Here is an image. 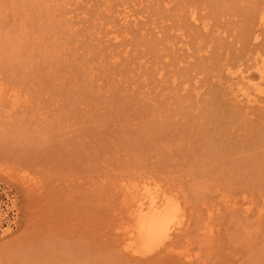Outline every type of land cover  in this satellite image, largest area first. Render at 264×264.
<instances>
[{"label":"rangeland","instance_id":"374dc122","mask_svg":"<svg viewBox=\"0 0 264 264\" xmlns=\"http://www.w3.org/2000/svg\"><path fill=\"white\" fill-rule=\"evenodd\" d=\"M262 13L264 0H0V264H136L120 252L116 191L155 177L187 202L195 260L264 264V105L243 110L247 126L205 105L222 98L205 84L218 83L212 59L264 56Z\"/></svg>","mask_w":264,"mask_h":264},{"label":"bare ground","instance_id":"6f19581e","mask_svg":"<svg viewBox=\"0 0 264 264\" xmlns=\"http://www.w3.org/2000/svg\"><path fill=\"white\" fill-rule=\"evenodd\" d=\"M255 15H251V16H255ZM251 16H250V19H251ZM258 16H255L256 18L257 17L260 18V20H258L257 24H259V25H260V23L264 24V14L262 13L261 16L260 15H258ZM253 18L254 17H252V20H253ZM244 21H246V20H244ZM259 21H260V23H259ZM194 22H195V20H194ZM250 22H251V20H250ZM248 25H250V24H248ZM207 26H209V25L207 23H205L204 27H207ZM244 26H245V24L242 25V27H244ZM246 28H248V27H246ZM258 29L254 30L255 31L254 39L259 44V42L261 41L260 40L261 34L259 33ZM195 31H197V30H195ZM204 31H206V30H204ZM244 31H246V30H244ZM263 32H264V30H263ZM195 33L197 34V32H195ZM193 34H194V32H193ZM209 34L211 35V34H214V33H211V31L210 32L208 31V35ZM201 35H203L202 37H204V35L206 37L207 33L201 34ZM245 35H246V33L243 34V36H245ZM249 35H250V33H249ZM214 36L217 37L215 34H214ZM214 36H212V37H214ZM194 37L195 36H193V38L191 37L193 39V40L191 39L192 41H194V39L196 38V37L195 38ZM200 38H201V36H200ZM207 38L208 37H206L205 39H207ZM209 38H210V36H209ZM198 39L199 38L197 37L195 40L198 41ZM211 39L213 40V39H216V38H211ZM240 39H242V38H240ZM233 40H235L237 42V38H235V39L233 38ZM242 40H244V39H242ZM242 40H241V42H243ZM232 42H234V41H232ZM249 42H250V40H249ZM226 43H228V42H226ZM226 43H225L224 46H222V45L221 46L222 47L227 46ZM220 44H224V43H220ZM243 44H245V43H243ZM258 44H256V46L258 48H260V46H261V48H264L263 47L264 46L263 45L264 41H262V44L260 42V44H261L260 46ZM231 45H232V43H231ZM241 45H242V43H241ZM247 45H249V44H247ZM234 46H236V45H234ZM234 46H233V48H234ZM242 46H240L241 48L239 47V51L240 52H241V50L244 51L245 45H244V47H242ZM237 47H236V50L238 49ZM248 47H251V46H248ZM256 48H254V49H256ZM218 49H219V47H218ZM247 50L245 49L246 52H244V53L241 52L243 54H237V53H235L234 55L232 54V56H230V58L227 57L229 55L227 53L228 49L226 50V53L228 55H226V53H224V51L222 50L223 52L222 51H219V52L220 53L222 52L223 55L225 54V56L227 58L225 56L221 55L222 53L220 55L225 57V58H223V60H221L222 58H219V60L215 61V59L211 58L212 60H214L212 62L216 63V67H215V72L216 73H215V75H212V76L210 74V76L212 78L216 77V78H214L216 80L218 78V80H217L218 83L215 85L214 84L215 80L211 79L214 82H211L209 80L208 82H205V84H208L209 82L212 84L211 85L209 83L210 84L209 87H211L210 90H212V88H215V90L219 89V90H217L218 92L217 91H215V92H216V94L218 93L217 96L222 97V98H221V100H220V98H218V101H216V97L215 96H214L215 98L214 97H210V98H212V100H215L216 102L215 101H210L209 99L206 98L209 101H207L206 104L204 103L205 105L208 104L209 108H211L212 106H215V105L224 106L225 108H223V109L225 110V112L228 115L229 119H232V120L236 121L235 124H238L237 122L239 121V125L242 122L244 124H241V125H245L246 124V126H247L248 123L251 122V121L248 122L249 119H252V118L248 119L245 116V115H247L246 112L244 113L243 110L246 109L245 111H248V108L249 109L252 108V107L260 108L259 106H261L262 104L264 105V56L261 55L260 52L259 53H257V52L256 53H248ZM262 50H264V49H262ZM262 50H261V53H262ZM216 52H217V50H216ZM212 54H214V53H212ZM220 55L218 54V56H220ZM208 56H209V54H208ZM207 57H206V60H207ZM198 59H200V58H198ZM206 60H202V58H201V60H199L200 63L197 62V64H196L195 62H193V64L194 63L195 64L193 66L192 63H191V66H192V68L194 67V69H196L197 67L201 66V64H202L201 61L206 63L205 62ZM210 62H211V60H210ZM215 63H210V64L212 66H214ZM188 66L191 67L190 63H189ZM195 66H197V67H195ZM203 66H204V64H203ZM189 67L186 66V68H189ZM208 67H210V69H212L210 65H208ZM254 68L258 69L259 77H258L257 80L252 78L251 70L254 69ZM205 70H208V69H205ZM210 73H214V72L211 71ZM202 86H203V84H202ZM207 89H205L206 90L205 94L209 95V93H207ZM208 91H209V89H208ZM209 92L212 93V91H209ZM202 94H204V92L201 93V95H200V101H201ZM205 94L203 96H205ZM204 104H203V107H205ZM210 110H212V109H210ZM210 110H208L209 111L208 112L209 116H210L212 111H214V113L216 115L220 113V111L218 113V111H217L218 109L216 110L217 113L215 112V110H212L211 112H210ZM243 113H244V115H243ZM227 115H226V117H227ZM212 116H215V115H212ZM261 117L262 116H260V119H261ZM211 118L212 117L210 116L209 119H211ZM229 119L226 120V122L227 121L229 122ZM262 119L264 120V117ZM258 120H256L255 122L258 123ZM259 123H260V120H259ZM214 124H215V126H217L220 123H218V124L214 123ZM214 124H212V125L214 126ZM221 124H222V126L218 125V126H220L218 128H222V127L225 128V126H227V125H231L232 126V123H230V124L227 123V125H225L226 123H224V124L221 123ZM248 126L253 128V124L252 125L250 124ZM254 127H256V126H254ZM230 128L233 129V127H230ZM251 128H249V129H251ZM257 134H258L259 137L263 136L262 133H257ZM230 141L233 142L234 144H232L231 142L229 143V141L227 140L226 141V145L229 144L231 147L233 145H237L235 143V141H237L236 139H234V141H233V139L230 140ZM212 143H214V142H212ZM215 144L217 145V143H215ZM218 144H219V146H221L220 145L221 143L218 142ZM224 148H221V150L224 149ZM227 149H229V148H227ZM216 150L218 152L220 149H216ZM235 150L237 151L239 149H235ZM213 151L215 152V150H213ZM225 151L228 152L229 150H225ZM221 153H223V152L221 151L220 154ZM229 153H232V151H230ZM234 153L235 152H233V154ZM223 155L226 156L225 153ZM227 155L230 156L228 153H227ZM192 156H193V154H192ZM217 156L219 157V155H217ZM224 156H222V154H221V157H224ZM226 159H225V161L233 160V158L232 159L226 158ZM215 160L217 161V157L215 158ZM195 162L197 163V160L193 162L194 165H195ZM212 162H214V161L212 160L211 163ZM211 163H210V166H212ZM231 163L232 162H230V164ZM196 165H198V166H196ZM196 165H195V168L199 167V164H196ZM200 165H202V164H200ZM216 165H214V167H213L214 170L216 169L215 168ZM208 167H209V165H208ZM203 168H201V169H203ZM197 170H195V172L193 170L192 172L193 173L199 172L200 169H197ZM155 178H152V179H155ZM131 179H135V177L134 178L131 177ZM142 179H143V177H142ZM145 179H146V177H145ZM148 179H151V178H148ZM148 179H147V181H149ZM147 181H143V182H141V181L137 182L136 181L137 183H129V181H127L128 183L127 182L123 183V182H125V181H123L119 186L117 185L118 187H117L116 195L119 192V194L121 195V198H122L121 202H120L121 204H120L119 213H118V214L121 215V217L118 215L120 217V220H121V222L118 223L119 224L118 226L121 227L120 231H119L120 232V239H119L120 245L119 246L121 247L120 252L122 254H124V256H126V254L127 255L129 254L130 257L132 256L133 257V259L131 258L132 262H135L136 264H138V261H140L139 263H141L142 261L144 262V261H147V260H148L149 264H163L165 262V260L163 259V257L161 255L163 253H166V252L167 253H174L177 256V260L176 261H177L178 264H208V260H206V259L202 260L200 257H198V259H200V260H198L197 258L195 260V258H194L195 255H193V253H191L193 251L191 250V247H189L191 242H187V241H189L188 237H190V236L186 237V234H187L186 232H188V228L192 227V225H193V222H192V225H190L191 223H188V221H186V217L188 215L186 214L187 211L185 209V206H183V205L187 206V204H186L187 202L185 203V202L179 200V195H177V194L174 195L172 191H168L169 189L165 188L163 185L161 186V185H159V183L156 184L155 181H154V183H150L151 181L150 182H147ZM139 182H141L142 185L139 184ZM106 185L108 187V184H106ZM233 197L234 198L224 199V202H227L228 205L232 206V204L234 203V199H235V202L238 200L237 198H235V195ZM222 200H223V198H222ZM210 205L208 206L209 207L208 208V212L210 213V216L207 219H203V218L200 217L201 214H197L198 218H199L198 221H200V223H202L201 224L202 226H201L199 224V222H198V224H199L198 227L201 228L202 234H203V235L202 234L201 235L204 236V238L206 240V243H208L210 240H212V238L208 239L210 234H211V236L214 234L213 233V229L210 226V222H211V220H213V219H211L212 218L211 215L214 214V208H213L214 206H212V205L210 206ZM226 208H231V207H226ZM194 209H195V207H194ZM218 209H220V208H218ZM247 209H249V206H248ZM196 210H197V208H196ZM233 210H234L233 212L231 210L230 212L227 213V215H225V219L227 218L226 219L227 221L230 220L231 215L233 216L235 214L236 215L239 214L240 213L239 211H241L242 209L240 208V210L237 211L238 208L234 207ZM244 210L245 209H243V211ZM250 212H251V210H250ZM220 213L222 214V212H220ZM219 216H222V215H219ZM228 216H230V217H228ZM222 217H224V216H222ZM248 217L249 216H247V218ZM196 222H197V220H196ZM189 235H192V229H191V232H190ZM184 236L186 238H188V239H186ZM181 237H183V238H181ZM180 243H181V245L184 244V247H180L181 246V245H179ZM93 253H94V251H93ZM82 255H84V253ZM85 255L87 256L88 254H85ZM113 255H115V254H113ZM129 255L126 256V257L130 258ZM153 256H155V257H153ZM81 258H83V257H81ZM192 258H194V260H192ZM91 259L92 258H89L88 260L91 261ZM135 259H137V260L134 261ZM75 261H77V260L75 259ZM75 261L73 260V262H75ZM79 262L80 261H78L77 264H82V263H79ZM85 262H86V264L89 263L88 261H86V259H85ZM64 264H66V263H64ZM83 264H84V262H83ZM131 264H133V263H131ZM141 264H144V263H141Z\"/></svg>","mask_w":264,"mask_h":264}]
</instances>
